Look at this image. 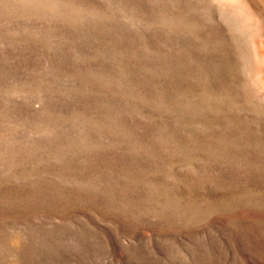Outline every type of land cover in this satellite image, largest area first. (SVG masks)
Masks as SVG:
<instances>
[{"label":"rangeland","instance_id":"1","mask_svg":"<svg viewBox=\"0 0 264 264\" xmlns=\"http://www.w3.org/2000/svg\"><path fill=\"white\" fill-rule=\"evenodd\" d=\"M241 4L0 0V264H264V0Z\"/></svg>","mask_w":264,"mask_h":264},{"label":"bare ground","instance_id":"2","mask_svg":"<svg viewBox=\"0 0 264 264\" xmlns=\"http://www.w3.org/2000/svg\"><path fill=\"white\" fill-rule=\"evenodd\" d=\"M211 4L214 12L225 19H232L234 22L239 21L238 17L242 16V4L241 0H211ZM254 46L257 51L258 58L261 62H264V43L262 39L254 40ZM264 80V74L262 75Z\"/></svg>","mask_w":264,"mask_h":264}]
</instances>
